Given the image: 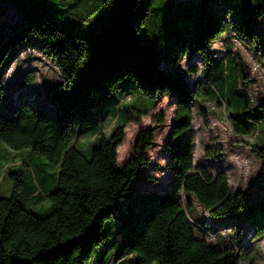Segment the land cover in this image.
<instances>
[{
  "label": "trees",
  "instance_id": "16d2710c",
  "mask_svg": "<svg viewBox=\"0 0 264 264\" xmlns=\"http://www.w3.org/2000/svg\"><path fill=\"white\" fill-rule=\"evenodd\" d=\"M7 1L19 15L0 28V76L11 64L7 52L11 50L17 56L29 45L45 48V53L56 57L64 65L66 76L80 59L79 53L69 52L83 47L78 40L88 42L91 56L78 72L71 91L62 90L61 84L46 91L45 97L55 112L34 107L25 99L16 104L9 117L0 113V141L9 143L17 151L30 150L32 155L39 156L42 171L44 166L57 169L50 175L52 182L43 183L37 178L31 186L22 179L28 162L21 163L22 168L12 174V196L0 197V264H52L60 256L69 259L68 264H228L229 257L236 253L220 251L194 237L192 226L184 219V209L173 198L171 189L175 184L177 187L182 184L189 191L195 189L201 200L211 205L215 214L211 218L222 216L233 202V197L217 181L205 184L201 180L200 172H206V165L195 171L190 169V159L186 158L189 145L183 137L173 140L170 135L163 152L170 164L176 159L169 172L168 189L153 187L147 178V190L136 193L130 185L143 170H140L141 157L147 143L144 136H150L151 132L138 135L139 153L120 169L111 161L113 142L98 132V125L77 129L72 124L74 112L96 111L92 107L96 99L112 102L105 104L108 112L127 92L125 97L135 91L143 95L136 90L132 79H124L131 73L140 81L139 87L149 94H155L158 88L171 89L172 102L183 105L178 110V119L174 120V128H178V134L187 136L191 131L187 124L193 92L201 81L193 84L186 81V74L175 66L176 52L190 47V62L199 60L197 49L206 47V39L220 29L225 13L232 6L231 0H199V3L168 0L166 5L164 0H116L111 8L105 9L107 0H92L91 5L58 0L62 10L51 0ZM86 5L90 13L83 11ZM96 7L100 9L93 13ZM62 11L67 18L63 22L58 20ZM233 22L249 40L259 36L254 28L259 22L257 12L250 0H243ZM162 24L167 44L159 48L155 41L159 39L156 36ZM137 27L140 35L136 33ZM33 28L42 35L60 31L64 39L56 42L47 36L38 39L29 35ZM78 30L84 34L75 36L73 33ZM222 55L209 53L208 59L212 67L220 69L221 84H226L229 90V76H234L235 87L238 70L235 58H230L234 56ZM108 81L112 84L121 81L113 87L114 95L106 87ZM93 91L99 93L95 98ZM3 99L13 101L7 93ZM132 109H123L122 118H127ZM263 114L259 110L242 114V121L248 122V116L260 119ZM98 119H89L83 124L94 125ZM84 136L89 140L98 136L99 143L92 147L90 159L78 147ZM260 147L264 149V145ZM244 195L245 210H248L253 202ZM23 199L31 205L48 201L51 204H47L45 213L37 215L22 205ZM125 202L128 203L123 208ZM115 212L119 213V224L118 231L112 233ZM237 213L232 210L229 215ZM259 216L256 213L252 217L254 232L257 227L264 228L257 222ZM52 247L56 249L51 250Z\"/></svg>",
  "mask_w": 264,
  "mask_h": 264
},
{
  "label": "clouds",
  "instance_id": "9594fccd",
  "mask_svg": "<svg viewBox=\"0 0 264 264\" xmlns=\"http://www.w3.org/2000/svg\"><path fill=\"white\" fill-rule=\"evenodd\" d=\"M115 2L116 0H107L108 6L104 9L111 8ZM51 3L62 10L58 0H51ZM167 3L168 0H164V4ZM231 3L232 6L225 13L220 29L206 39V47L197 49L196 55L200 59L195 62V65L193 66L190 62L191 48L185 47L176 52L175 66L186 74L188 83L203 81L211 65L208 54L230 53L235 57L238 66L237 75L243 73L244 78L239 80V87L246 97L244 104L231 103L230 95L225 96L215 88L212 89L215 93L212 95L200 87L202 82L197 83L196 90L193 92L191 111L188 113L187 125L191 131L185 136L184 133L178 134V128H174V120L178 119V110L183 105L172 102L171 89L158 88L155 94H149L139 87L140 81L133 74L128 73L124 79L130 78L134 81L137 86L136 90L143 94L142 102L128 113L127 118H121L119 113H113L115 103L106 115L98 119L94 125H89L91 127L99 125L98 132L106 140L113 142L111 161L115 168L120 169L125 167L126 161L139 153L138 135L144 136L150 131V136H144L147 143L143 148L140 170L150 172L148 183L153 187L159 186L160 181L172 171V166L176 162L174 159L170 164L167 156L161 155L165 151L169 136L171 135L173 140L183 137L189 145V155L186 158L190 159V169L195 171L198 167L206 165V172H200L201 180L205 184L217 181L218 186L222 185L225 193L233 197L231 206L218 219L226 218L232 210L238 213L245 211L247 203L244 193L248 191L251 182L264 171V149L260 147L264 145V118L254 119L248 116L249 127L246 128L234 119L233 115L254 113L256 110L264 112V104H262L264 101V45H261L259 36H253L249 40L233 22L235 13L243 6V0H231ZM250 3L256 9L257 20L264 23V0H250ZM164 8L165 6L161 9L163 16ZM66 19V13L62 11L58 20L63 22ZM136 33L141 34L140 27L136 28ZM29 35L41 40L47 36L51 42L64 39V33L60 31H56L54 35H42L36 28H33ZM156 37H159L155 41L157 47H165L167 40L163 24ZM27 42L26 38L25 43ZM77 43L82 44L83 47L78 50L71 49L69 52L79 53L80 59L68 76L65 75L64 65L56 57L45 53V48L29 45L21 50L12 59L9 69L2 72L0 76V102L6 95L8 81L20 69L27 72L24 82L28 87L43 86L46 82H51L61 84L64 91H71L78 79V72L86 66L91 56L86 40H78ZM7 55L12 57V51L9 50ZM29 69L32 70L29 71ZM119 82L121 81H117L116 84ZM116 84L106 82L110 94H113L112 89ZM98 95L96 91L92 92L93 98ZM78 125V123L72 124V126ZM245 129H247L246 132ZM113 133H116L115 137ZM90 139L96 141L98 136H92ZM86 144L87 141H84L81 147H85ZM167 151L170 154V146ZM216 152H223L224 170L222 172L210 163L216 160L214 155ZM12 157H17V159L13 161ZM154 163L155 168L153 169ZM0 165H2L0 186H3L5 194L10 195L9 190L12 188L13 181L8 178V169L21 167V161L17 149L3 141H0ZM171 190L174 200H178L180 207L184 209V219L192 226L194 237L220 251L235 252V256L229 257L228 264H264V228L257 227L254 233L241 231L237 226L223 227L213 231L209 224L207 229H203L196 221L199 217L215 215L211 211V205L202 201L195 189L189 191L182 184L179 187L175 184ZM118 215L119 213L115 212L112 233L118 231ZM246 237L251 242L250 249L240 247V241ZM53 249L56 247H52L51 250ZM68 261L69 259L60 256L52 261V264H68Z\"/></svg>",
  "mask_w": 264,
  "mask_h": 264
},
{
  "label": "rangeland",
  "instance_id": "374dc122",
  "mask_svg": "<svg viewBox=\"0 0 264 264\" xmlns=\"http://www.w3.org/2000/svg\"><path fill=\"white\" fill-rule=\"evenodd\" d=\"M189 1L193 3H199V0H189ZM72 2H75L79 5H82L83 3H88L89 5L92 4V0H73ZM94 5L98 6L96 4ZM99 9H100L99 7H96V9H92V12L97 13ZM83 11L88 12V13L91 12L89 11L88 5H86L83 8ZM18 15H19L18 12L8 3L7 0H0V28L5 26L9 22L13 21L14 19H17ZM254 28L259 34L261 45H264V23L257 22L255 23ZM73 34L75 36L84 34V31L78 30V32H74ZM222 54L224 53H219L216 55L219 57H222L224 56ZM15 55L16 53L12 52V57L9 56V61L12 62V59L16 57ZM230 58L232 59L235 57H230ZM196 59L191 61L193 65H195V62L197 61ZM234 63L236 65L235 66L236 69L238 70L236 60L234 61ZM10 66L11 64L7 67V69L4 72H6ZM31 70L32 69H29V71ZM219 70H220L219 68H214L210 65L209 70L206 72L205 77L203 78V81H201L202 83L200 82L201 83L200 87L205 89L207 92H209L212 95L215 94L214 92H212L213 88H215L217 91H220L219 89L223 88L224 91L221 90L220 92L225 96L230 95L231 103L235 105L244 104L246 97L244 96V94L241 93L240 87H239V80L244 78L243 75H239V76L237 75L236 85L234 87V83H233L234 76L231 77V74H230L229 80H228L230 82L229 84L230 89L227 90L226 84L224 83L221 84L222 80L220 81L221 73L219 72ZM26 75H27V72H25L23 69H20L17 71L15 76L11 80L8 81L6 85V93L7 95H10L12 97L13 101H8V100L3 99L2 102L0 103V113L2 115L9 117L14 107L16 106V104L22 102L25 99L28 100L29 103L33 105L34 107H43L46 111L55 112L53 105L47 101L45 94H46V91H48L50 88L56 87L59 83L53 84L51 82H46L43 86L28 87L25 85V82H24ZM224 79H226V76H224ZM214 85H216V87ZM124 87L125 85H123V88ZM127 93H125L126 95L123 96V98L121 99L118 105H114V106L112 105L113 113L114 114L119 113L121 118L124 112L123 109H128L130 107L136 108L137 104L142 102V95L138 93L137 91L133 92V94H131L130 96L125 97L127 96ZM110 96L112 97V95ZM118 96H119L118 98H120L119 94ZM129 101L131 102L129 103ZM106 103H112V102H106ZM106 103H104L102 98L96 99L94 100V102H92V107H94L96 110V111H93L94 113L74 112L73 120L75 123L79 124L78 126H76L77 129H81V128L84 129L88 127V125H91V123L84 125L83 124L84 121H88L89 119L95 120L97 117L101 118L104 115H106L108 113L105 108ZM262 104H264V101H262ZM233 115H234V119L241 120V122L245 125V127H249V124L247 121H242L243 118H242L241 113H235ZM259 118H264V114ZM84 141H87V144L85 145V147L82 148L81 145ZM98 143L99 142L97 140L92 141V140H89L87 136H84L82 139L79 140L78 147L79 149H82V152L85 155V157L90 159L91 154H92L91 152L93 149L92 147H95L96 145H98ZM161 155H164V153L162 152ZM214 155H217L216 163L213 161H212L213 163L212 162L210 163H212V166L217 167L221 171H223L224 170L223 163H222L223 152H216ZM18 156L20 158L21 163L23 162L29 163V166L24 168V172L22 173V179H24V182H26L27 186H31V184L35 182L37 178L43 183L52 182L53 179L50 175L51 174L53 175V173L57 172V169L55 168V166H52V167L44 166L45 171H42L41 169L42 166L40 165L42 162L38 161V158L40 157L32 155L30 150L18 151ZM15 159H17V157H12L13 161ZM153 166H154L153 167L154 169L155 163L153 164ZM17 168L8 169V178L12 181H13L12 174L17 171L16 170ZM0 171H2V165H0ZM149 175H150V172L147 170H142L139 172L135 181L132 184L133 189L135 190L136 193L147 190L145 179H147ZM42 177H44L43 180H42ZM170 179H171V176L168 173V175L163 180L160 181V185L157 188H159L162 191L163 190L166 191L168 189V183ZM13 187H14V183L12 185V188L9 190L11 192V194L9 195V194H5V190L3 189V186H0V197L10 198L13 194V190H14ZM245 194L253 202V206L250 209L245 210L243 213L229 215L224 219H218V217H214V218L199 217L196 223L203 229H207L209 227V224H211V228H212L211 230L213 231L219 230L223 227L237 226L240 228L241 231H245V232L251 231L254 233L252 217L256 213L260 214V216L257 219V222L261 225H264V172L263 171L259 174V176L256 179H254L251 182V185L248 191L245 192ZM24 199L22 200V205L28 211H32L33 213L37 215H42L43 213H45L44 210L46 209L47 204L48 206H50L51 204V202L48 201L47 203L42 202L37 205H31L28 201H25ZM127 203L128 202L124 203L123 208L125 207ZM240 247L250 249L251 248L250 240L247 237L245 239H242L240 241Z\"/></svg>",
  "mask_w": 264,
  "mask_h": 264
}]
</instances>
